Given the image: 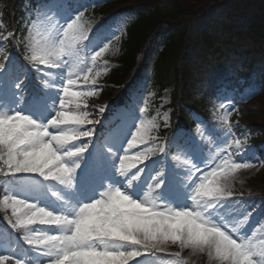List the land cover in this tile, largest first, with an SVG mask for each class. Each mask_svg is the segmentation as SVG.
<instances>
[{"label": "rangeland", "instance_id": "rangeland-1", "mask_svg": "<svg viewBox=\"0 0 264 264\" xmlns=\"http://www.w3.org/2000/svg\"><path fill=\"white\" fill-rule=\"evenodd\" d=\"M195 1L199 6L202 2L213 0ZM55 7L56 3L48 4L35 14L26 38L36 56L34 59L42 64V95L26 105L13 89L14 81L6 79V72L0 73V159H3L5 151L3 118L13 114L26 117L21 125L24 136L20 137L24 143H17L11 149L16 157V163L11 168L19 166L25 151L38 147L41 141L48 139L41 137L40 133L46 130L78 132L85 127L87 123L84 114L79 112L82 103L89 104L96 114L105 112L107 107L101 100L87 101V82L82 76L89 75L91 61L96 58H102L106 66L118 62L120 42L124 35L122 27L114 25L104 31L93 32L99 19L92 16L84 18L82 23L75 20L69 28L68 23L77 14H60ZM220 16L226 19L224 11ZM84 38L90 40L85 60L74 50V44ZM105 38L114 44L111 50L104 46ZM231 73L224 72L223 75ZM95 82L97 80L93 78L90 84ZM170 92L167 89L157 102L155 99L147 102L146 108L154 110L150 119L138 115L128 123L124 121L125 124L117 126L111 131L112 134H106L101 145L96 148L94 169L102 173L93 175L92 192L99 196L93 200L92 205H97L94 211H90L92 205L89 208L76 206L75 201L79 199L76 198L77 191L72 192L68 185L77 176L76 170L81 166L78 158L82 157L84 150L54 161L46 170L54 172L60 164H68L73 171L66 177L57 179L39 173L21 172L17 174L24 178L17 179V184L0 180V206L8 203L7 207H2L8 219L13 218L18 222L27 220L40 207L52 212L54 216L59 211L67 210L66 215L70 218L69 209L74 208L69 221L48 223L37 216L31 222L19 224L18 228L25 231L24 237L30 240V252L23 253L21 263L67 264L74 253H80L82 255L78 258L81 264H87V261H95L96 264H182L175 257L177 254H184L194 264H236L237 259L239 264H262L264 221L258 220L260 209L251 212L250 208L253 209L257 196L264 195V168L258 155L252 153L251 146L239 152V155L233 151L230 154L227 142L232 136L229 133L210 142L213 136L211 132L206 131L202 136H197L194 131H185V139L193 145L183 155L177 154V151L173 153L170 173L162 174L159 178L162 180L170 175L168 180L173 182L160 191L159 197H155L148 189L152 181V167L149 169L148 166L149 171L142 172L140 168L144 162H138L137 168H121L122 163H128L124 157L140 153L152 138L157 137L151 130L157 129L170 118ZM231 96L232 90H227L222 92V99L212 98L211 103L215 105L211 115L216 120L226 122L233 119L242 129H245V123L264 126V96L255 99L246 108L245 115L233 111L234 107L229 101ZM138 106L144 109L143 104L138 103ZM61 112L64 116H59ZM54 116L66 122L48 124ZM30 132L37 133L36 143H33L31 137L25 139ZM137 132L139 136H136ZM185 132H177L173 142ZM133 137L135 142L132 141ZM81 142L82 137H79L62 147L58 146V150L61 153L75 150L80 148ZM207 144L208 148L201 151ZM117 189L128 198L127 204L139 203L142 207H108ZM48 194L55 197L52 205L45 203L49 200ZM5 196L11 200L2 203ZM12 197L35 207L25 208ZM71 200L73 204L69 207ZM143 208L149 211L144 212ZM85 217L89 218L87 229L78 234L79 223ZM136 243L152 245L170 258H144L138 262L137 255L131 250V245ZM7 255H10L8 245L0 244V258Z\"/></svg>", "mask_w": 264, "mask_h": 264}, {"label": "trees", "instance_id": "trees-1", "mask_svg": "<svg viewBox=\"0 0 264 264\" xmlns=\"http://www.w3.org/2000/svg\"><path fill=\"white\" fill-rule=\"evenodd\" d=\"M124 1L128 2V0H123L109 4L104 8V11H110ZM136 2L140 4L139 8L144 10V16L139 17L131 24L128 37L123 40L120 64L109 66L106 71L103 69L106 84L95 93L98 98L108 99L115 96L116 86L121 85L135 68L136 56L144 49L154 28L161 25L162 22L164 23L166 19L174 20L176 25H180L177 26L180 27V30L175 38H166V45L156 62V83H160L161 90L169 85L173 86L178 97H181L179 92L181 88L183 101L187 104L204 106L203 100L197 98L189 87L190 81L183 61L187 50L194 43L201 42L199 53L206 52L203 49L213 50V47V52H219L218 45L222 40L224 49H232L224 51V55L232 57V54L239 52L247 53L252 57L249 66H247L251 69L258 58L264 57V0H228L226 3L224 0H213L202 2L199 6L195 0H190V2L189 0H136ZM194 2L195 4H193ZM2 4L5 6L3 10H1ZM221 9H223L226 19L220 16L222 15ZM0 10L2 12L0 18L1 37L14 26L21 25L24 0H0ZM210 15L215 17L212 26L207 24L209 26L207 29L203 25L199 26L197 30H189L190 26L195 24L198 19L199 21L207 19ZM219 26L223 29H220ZM225 33L227 36H224ZM7 46L11 47V44ZM221 55H223L222 52L217 53V56ZM262 96H264V91L257 95L256 99ZM249 105L246 104L239 112L245 115ZM180 106L179 109L181 113L183 112L182 116L187 119L182 105ZM249 124L248 136L257 139V132H261L264 126ZM7 264L13 263L7 261Z\"/></svg>", "mask_w": 264, "mask_h": 264}, {"label": "clouds", "instance_id": "clouds-1", "mask_svg": "<svg viewBox=\"0 0 264 264\" xmlns=\"http://www.w3.org/2000/svg\"><path fill=\"white\" fill-rule=\"evenodd\" d=\"M68 119H72V120H78V117H68ZM26 120V118H25ZM65 120H58L55 116L50 119L48 121V124L50 125H57V124H62L65 123ZM91 133L88 132H73L71 130H58L55 132H48L47 130L43 133H40L39 135L41 137H48V139L46 141H41V143H46L50 146V152L48 155L43 156L42 158H40L39 160L34 159L35 157V152L32 153V157L33 159H29L28 155L23 153V159L19 161V164L23 165V167H25L26 169H28L29 171L33 172V173H39L43 176L46 177H55L57 179H60L61 177H66L68 176V174L70 172L73 171L72 168L69 167L68 164H60V166L58 168H56V170L53 171H47L49 169V165L52 164L50 163V161H52L53 157H56L57 159L55 161H60L63 159V157H70L73 156L76 152H80L82 151V149L77 148L75 150H69L66 152L61 153L58 150V146L62 147L66 144H68L69 142L76 140L79 137L82 136H88ZM26 135H37V133H27ZM135 137H133L134 139ZM129 146H131V141L129 142ZM148 157L145 156L142 153H136L135 155L131 156V157H124V160H127L128 163L125 164H121V168H135L137 166L138 162H144L145 160H147ZM116 193H119L120 195H124V193H122L119 189L116 190ZM105 195H108L107 192H105ZM99 203V201H97ZM17 204L24 206L25 208H32L35 207V205L32 204H28L26 201L24 200H20L17 202ZM142 211L147 212L149 211V209L147 208H143ZM38 213L43 214V215H38ZM37 216L40 217L41 220H44L45 222L48 223H58L62 217L60 216H54L52 212L48 211L47 209L40 207L37 209L36 212H33L31 216L28 217V222H31L34 218H36ZM46 218H51V219H46Z\"/></svg>", "mask_w": 264, "mask_h": 264}, {"label": "snow or ice", "instance_id": "snow-or-ice-1", "mask_svg": "<svg viewBox=\"0 0 264 264\" xmlns=\"http://www.w3.org/2000/svg\"><path fill=\"white\" fill-rule=\"evenodd\" d=\"M80 15H82V13H80ZM78 15L76 17V19L80 16ZM72 20L70 23H68V27L71 28L72 24L75 22V20ZM103 110V109H102ZM59 116H64V113H59ZM24 116L22 115H11L9 117H4L3 118V146H4V156H3V162L5 164H8L10 167L12 165H15L16 163V157H15V153L11 152V149L14 148L16 146L17 143L19 144H23L24 143V139H20L21 136H24V133L21 131V125L24 123L25 121ZM31 133H35V132H31ZM93 135V133H91L88 136ZM140 133L137 132L136 136H139ZM28 137H31L33 140V143L37 142V135H27L25 137V139H27ZM133 142H135V138L133 139ZM239 143V142H238ZM35 152V157L34 159L39 160L40 158H42L45 155H48L50 152V146L46 143H39L38 147L33 148L30 151H25L24 153L28 155L29 159H33L32 157V153ZM57 158L53 157L52 161H50V163H52L53 161H55ZM21 172H31L28 169H26L25 167H23V165L19 164L18 167H14L12 173H21ZM33 173V172H32ZM12 199L15 200V202L17 203L18 201H20V199H17L16 197H12ZM127 197L126 196H122L119 193H114L113 194V198H112V203L108 205V207L113 208V209H117V208H127V209H139L142 207L141 204L139 203H132V204H127ZM5 203L8 202L9 197L5 196L4 197ZM97 205H92L90 211H94L96 209ZM38 215H43L38 213ZM178 215H183V213H178ZM88 217L83 218L80 223L79 226L77 228V233H83L86 231L87 226H88ZM27 220H20L19 223L20 224H24L27 223ZM113 234H119L118 232H113ZM235 239V238H234ZM82 254L80 253H74L72 258L68 260L67 264H81V260L78 258L79 256H81ZM8 259H10L9 257H3L0 258V260H2V264H7ZM87 264H96L95 261H87ZM236 264H239V260L237 259Z\"/></svg>", "mask_w": 264, "mask_h": 264}]
</instances>
